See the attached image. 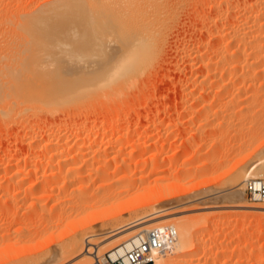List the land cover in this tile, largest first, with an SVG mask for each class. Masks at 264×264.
I'll list each match as a JSON object with an SVG mask.
<instances>
[{"label": "bare ground", "instance_id": "6f19581e", "mask_svg": "<svg viewBox=\"0 0 264 264\" xmlns=\"http://www.w3.org/2000/svg\"><path fill=\"white\" fill-rule=\"evenodd\" d=\"M47 1H48V3H46V5H45L46 7L50 3L49 0H45V2H47ZM52 1L53 0H51V2ZM57 1H60V0H57ZM81 1L83 2V0H81ZM86 1L90 2V0H86ZM95 1H97V3L100 4L102 12L105 11L104 16H102V14L98 15L104 20L103 21V20H101V18H99L100 19L99 22L102 21L101 23H99L100 25L98 24L97 20H95L97 23L92 21L93 19H97L95 17L92 18L93 13H95V11L93 12L94 9L92 11H90L92 8H94V6L96 7V5H94V6L91 5L92 8L89 11L93 12V13H92L91 18H90L88 15H86L87 14L85 12L86 10L83 8L84 4L80 2L81 3V5H80L79 0H67V1H65V5H63L64 1L63 2L60 1L59 3L54 1L53 4L57 3L58 5H61V6L63 5L62 6L63 8L61 6H60V8L57 6L55 9V7L53 6L54 7V10H53V8L50 6L51 10H53V11H50V10L48 11L47 8H49V7H47V8L44 7L43 9L44 10L47 9V10L45 12H41L43 10L42 6H41L42 10L37 8L33 12L30 11L29 14L25 13L24 16L21 15L23 19H22V22L18 23L17 27L14 24V26L19 31H22L25 33L35 32L34 34L39 33L40 35L39 34L38 35L42 36L43 40L49 41L50 43L54 42L55 40L60 41V40H64V39L65 40L66 39L79 40L80 38H78L79 36L76 37V33H77V35L79 33L82 34V36L84 35L83 36L84 38L82 37L81 40L76 41L72 50H69L70 47H69V49L65 48L69 52L66 54H61L60 57H58L56 59V61H58V66H57V69L54 73L49 74L46 72V70H44L46 73L45 72L39 73L41 69L35 70V68L37 66L36 61H35L36 65L33 66L32 69L35 70L36 72L39 71L37 73L42 74L41 76L39 74H37L39 77H41V78L38 77L39 78L38 82L41 81V84H37V86H35V87L34 86L32 87L33 84L32 85L30 84L31 87L27 86V85H29V83L28 84L25 83V82H27L26 79L25 78H24L25 80L21 79L25 76L26 72L27 73L29 72L28 73L29 77H31L30 75H32L33 71L32 70L30 71V68L29 69L27 68V66H29L31 64H29V65L26 64L27 66L25 67L24 63H22V65L20 64L21 66H19L18 69L15 68L13 70V68H14L13 67L10 70V68L7 69V67H9L10 65L7 64L8 66L6 65L7 66L6 67L2 63V60L0 59V74L5 72V73H3V75L8 77V74H9L10 75L9 77L11 78V79L7 78L6 82L4 80H1L4 83H2L0 81L1 82L0 83V104L2 103L1 101H3L4 98H10V99L12 98L13 99L12 102L9 101L8 103L0 105V114L3 117V120L12 121L14 119L15 120L19 119L17 117H18V115H21L22 112H21V114L19 113L17 115L16 113L19 110H16L15 106H17V105L19 106V104L21 106L23 104H26L29 101H32V100L34 102L36 101L35 104H37V105H38L37 101L42 102L41 105H43L45 107V109L49 110L51 113L54 114V111L56 112V110H55L56 106H58V105L60 106L64 102H67L70 100L71 101L74 100V102H75V101H78V99H80L81 102L79 101V104L84 103V102H82L81 98H85L84 94H86V90L89 87L90 88L91 87H93V88L99 87L100 89L103 88V91H104V88L105 89L107 88L106 91H104L105 92V98L108 97V94L116 95L118 93V91L122 90L124 87H127V86L135 87V85L138 83V82H136L138 80L137 76L141 75V73L144 71L145 67L150 62H152L151 60L153 58H155L154 54L155 55L158 54L155 52H157L159 49H157V51H156L155 48H153V47L149 48L148 45H152V43L154 42L155 39L154 40H151V39L154 38L155 36L158 39L161 38L160 35L162 36L163 33L161 34V32H160L161 30H159V27H161L163 19H166L167 17L169 18V16H172V15L167 16L168 15L167 10L169 8L168 3L170 0H95ZM40 2H42V1L40 0ZM93 2L94 1L92 0V2H90V4H93ZM197 2L199 4V6H201L200 8L209 7L213 12H211L212 14L207 15V16L206 15L204 16V14H203L204 12L203 13L201 12L200 16L198 17L199 20L201 21V27H200L199 31L201 33H206V34L209 33V38L202 40L198 44V46H197L198 48L196 51H194V53L192 54L193 55L192 57H190L191 53L187 55V57H189L192 61H196V60L198 61L200 59V61H198V62H200L199 65H200V68L202 69L201 74L203 72L204 73L202 75L203 79H200L199 84H201V85L199 86V84H197V86L201 87V88L203 86L202 90H201V88H199V89L204 93L206 91V93H205L206 96L207 95L209 96L208 98L206 96H203L205 102H204V100H201L202 102H204V104H201L202 102L200 103L201 106L202 105L203 106L201 109H199L201 111L196 112V114H198V115L200 114V115H202V117H206V118H208L209 116H213L215 119V117H218L219 114L222 113V115H223L224 113H226L230 109V105H231V107L235 106V108H236V107H238L237 105H240L239 103L242 102L243 100L247 101V103L249 104V107L254 106L253 103H255V105L257 106L258 103L256 104V102H259V100L261 98L264 101V0H198ZM19 3L21 4V2H19ZM60 3H63V4H60ZM90 4H86V5H90ZM88 8H89V6H88ZM2 9H4V8H2ZM58 9L59 10L61 9L60 11L62 13ZM55 10H57V12ZM83 10H85V11H83ZM1 11H3V10H1ZM8 11H9V9H8ZM40 12L44 13V14L40 15ZM50 13H51L52 17L50 16ZM110 13L115 14V16L113 18V16L110 15V16H112L111 20H110V18H108L107 19L108 22H107L105 19L109 16H106V15L110 14ZM148 13L150 14V16H152V19H150L151 17L149 19L146 18L147 17L146 15H149ZM45 14L46 15L48 14L50 16V18L48 17V15L46 17ZM123 14L125 16L127 15L125 18L127 21L119 18V16L120 15L122 16ZM96 15L94 14L93 16H96ZM139 15H142V16H140L142 18H140ZM105 16H106V18H105ZM116 16H117V19H115ZM143 16H146L145 17L146 21L143 18ZM6 19H7V17H6ZM53 19H56V20H53ZM7 20H1V21L3 22V21H7ZM2 22H0V23H2ZM164 22H165V20H164ZM4 23H6V22H4ZM6 25H5V28L8 29L9 25H8V27H6ZM11 25H13V24H11ZM1 26L3 27V30H5L4 26L3 25H1ZM14 26H12V27H14ZM10 28H11V26H10ZM10 28L8 29L9 30L8 34L11 33L10 31L12 29H13V32L14 31L16 32V30H15L16 28H12L11 30H10ZM8 30H7V32H8ZM114 30L116 32H114ZM111 31L114 34H117L114 37L115 39L112 38V36L114 34H112ZM158 31L160 32L159 33L160 35H158ZM105 32H107L106 34H108V33L111 34L110 35L112 38V39L110 38L111 41L108 38H106ZM0 33H2V30ZM32 34H30V36ZM108 35H107V37H108ZM117 37H120V40H116ZM157 38H156V40H157ZM162 38H163V36H162ZM107 39L109 40V43H107V41H108ZM117 39H119V38H117ZM71 40H69V41H71ZM161 40L162 39H160V41ZM149 41H153V42L149 43ZM72 42H74V40H72ZM156 42H158V40ZM156 42H154L153 44H154V46L156 45L158 47L160 42L155 44ZM106 43L108 44L107 47H106ZM14 44H15V42H14ZM95 44H98V46L102 45L101 49L99 48L101 51L98 50L99 51L98 53L101 52L100 53L101 55L99 56L101 60L97 59L98 61H96V59H95L94 61H96L95 62L96 64H91V63L89 64L88 62H90L91 59H89V60L87 59L88 61H85L84 65H74V62L77 64L78 62H76V61L78 59L82 58V57L79 58L78 56H82L85 53L88 54L89 49L95 48V47H93V45H95ZM162 44H164V43H162ZM56 45H58V43ZM59 45H62V44H59ZM160 46H159V48H160ZM13 47L14 46H12V48ZM42 47H43V45H42ZM8 50H10V49H8ZM62 50H64V49H62ZM3 51H4V49H3ZM34 52H32V53H34ZM93 53H95V52L90 51L91 55ZM37 55H39V54H37ZM37 55H36V57H37ZM46 56H49V54ZM77 57H78V59H77ZM99 57H97V58H99ZM32 58H30V59H32ZM37 58H36V60H37ZM40 58L42 59V57H40ZM40 58H38V59H40ZM17 59H18V57H17ZM6 60H8V58ZM25 60H26V58H25ZM26 61H28V60H26ZM48 61H49V59H48ZM80 61H81V59H80ZM3 62L6 63L5 61H3ZM8 62L9 61H7V63ZM40 62H38V63H40ZM92 62H93V59H92ZM51 63H53V62H51ZM80 63H82V62H80ZM55 65H57V64H55ZM13 66H14V64H13ZM16 67H17V64H16ZM36 72H34L32 76L37 77V75H35ZM42 72H43V70H42ZM199 74H200V72H199ZM43 75L45 77H43ZM144 75H145V73H144ZM26 77H28V76H26ZM17 79H19V80L21 79L22 81L20 80L18 82ZM34 79H37V78L34 77ZM55 79H57V82L55 81ZM11 80L16 81L17 84H16V82L12 83ZM143 81H144V79H143ZM20 82L22 83V85L24 84V87L20 84L18 85V83H20ZM33 83L35 84V82H33ZM146 84H149V83L146 82ZM141 86H142V83H141ZM195 87L196 86H194V88ZM198 87H196V88H198ZM93 88L90 91L91 94L93 92ZM183 88L184 89L181 88V90H183V93H185V95H186V93L188 94V95H186L185 99L188 96L187 99L191 98V100H193L192 101L193 105H192V103H189V102H188L189 104H186L187 101H186V103L184 102V104H183L184 106L182 105L183 106L182 112L186 111L185 113H187V111L191 112V110L196 108L194 106V104H195L194 100L195 99L193 98L195 96L194 92H196V89H194L195 91L190 90V89L188 90L186 85ZM108 89L110 91H108ZM88 90H90V89H88ZM98 90L97 91L94 90V91L96 93L99 91L101 92V90H99V91ZM149 90H151V89H149ZM123 93L125 94L124 91H123ZM101 94H102V92H101ZM101 94L99 97H101L103 95V94L102 95ZM193 94H194V96H193ZM119 95H120V93H119ZM201 95H202V93L200 94V97H201ZM96 96L97 95H95L93 93V96L91 95V98L93 97V100H94V97L97 99L98 96L97 97ZM88 98L90 99L89 101L92 102L90 96H88L87 99ZM101 99H103V98H101ZM113 99H115V98L113 97ZM197 99L198 98L196 97V101H197ZM206 99H208V100H206ZM103 100H106V99H103ZM191 100H188V101H191ZM86 102L88 103V100ZM110 102H111V100H110ZM105 103L106 102H104V104ZM29 104H31V103L29 102ZM66 104H69V103L67 102ZM26 105H28V104H26ZM31 105L33 106L34 104H31ZM74 105L75 104L73 103V106ZM136 106H138V104ZM25 107L27 109L28 106H25ZM36 107H41V106L39 105ZM70 107H72V106H70ZM98 107H99V105H98ZM107 107L108 106H106L105 108H107ZM14 108H15V110H14ZM66 108H68V107H66ZM86 108H87V105H86ZM198 108L199 107H197V110H198ZM31 109H32V107H31ZM21 110L25 111V110H23V108ZM116 110L117 109H115V111ZM130 110L131 109H129V111ZM147 110H148V107H147ZM208 110L210 112H207ZM238 110H240V109H238ZM28 111H25V112H28ZM193 111H195V110H193ZM99 112H101V111H99ZM42 113H43V111H42ZM83 113H84V111H83ZM89 113H91V112H89ZM126 113H129V112H126ZM209 113L211 115H209ZM38 114L41 115L40 113H38ZM38 114H36V115H38ZM44 114H45V112L43 113V115ZM46 114L49 117L50 113L49 114L46 113ZM99 114H101V115L100 116L96 115V114H95V116L93 115L94 116L93 119L92 120L89 119L90 121H87V122H83V121L81 122L80 120H77V122L80 121L82 124H78L75 121H71L68 124L65 123L64 125L57 127V126H54L53 125L54 122L51 121L52 125L47 122L50 126L49 125H48V127H47V125L43 126V127L46 126V128L40 129L39 127L38 128L30 127V129H28V131L24 133L25 135H28V138L26 136L27 139L25 141H23L24 145L22 144L23 145L22 147H17L14 150H12V148L10 147L12 150L11 151L12 153H7L6 155H2L3 157H0V242L1 241H3V242L7 241L8 242V240L12 239L13 234L16 233L17 230L21 231L23 227L21 228V226L19 227V225H25L26 226L27 223H28V225L30 223L32 226V224L35 225L38 223V225L41 224V226L44 225V226H47L48 228L52 229V227L56 228V226L59 227L61 224L74 223V224L78 225V226H76V229L74 228L75 226L71 227V228H74L75 230L69 229L68 230V231H70L69 233L65 232V233H67V235L64 234L65 235L64 238L62 240H60L58 243L56 242L57 245L55 243H52L53 245L54 244L56 245V246H54L55 248L54 249L52 248V251L50 250L48 252L49 254L47 253L48 255H46V256L48 258H46V260H44L43 263L41 262L40 264H64L67 260L74 258V257L76 258V257L81 256V255H85L88 259L86 258V260H83V261L80 260L79 263H75V264H93L95 259H96V256H99L98 255L99 253H100V255H102V252L109 250V247L111 248V246H112V248H114V247H116L122 243L128 242V240L133 238L129 234L131 237L126 236L125 237L126 239L125 238L119 239L120 241L117 240L116 243H114V244L112 243L110 246H106L108 248L103 247V248L97 249V247L100 245V243H104L108 238L114 236L118 232H121L124 230L130 231L131 229L137 230L138 228H143L144 223H147L149 220L151 221L152 219H153L152 221H154L157 218V216L160 215L159 217H161L162 213L164 214V216L165 215H168V216L172 215L173 216L174 213L178 214L180 212L179 210H181V209H179V206H171L169 202H167L166 204H163V208H162V201H166L169 199L176 200L177 197L179 199L181 196L186 195V193L189 194V192L193 191L194 188H190V187L185 188L184 187V185L187 183V181L184 182V184L182 182L183 187L181 186V182H180L178 184H172V185H175L173 187H170L172 185H169V188H167L168 186L165 188L162 187L161 188L162 190L160 188L158 190L152 189L153 191H151L150 193L147 190L148 194H147V192H145V194L142 193L141 194L142 196H140L137 201H133V202L128 201L127 202L128 206L126 207L128 209H126V210H128L130 213L135 212V213H133L135 217L133 216L134 218L132 217L124 223H122L121 221L118 222V220H120V218L123 215V211H126V210H124L125 209L124 206H122V208H124V209H121V208L113 209L114 208L113 203L115 204V202H113V201L111 202L110 200H114L113 198H114L115 194H117V196H119L122 193L126 192V190L129 189L130 187L132 188L133 184H135L134 187H137L136 183L138 180H139L138 183L142 182V181L145 182L146 180L144 178H147L150 176H152V177L154 176L156 180L157 179L160 180L163 175L159 176V178H157L155 175L158 176L162 172L165 171L166 166H163V165H166L168 162L169 163L172 162L173 160H171L170 158H173V157L178 158V156H179L178 153L175 156L173 155L174 151H176L175 149L173 150V148L175 147L176 144L178 145L179 143H182L184 141V139L183 140L181 139L182 135L180 136V134H181L180 132L182 131L181 129L186 128L187 124H190V122L193 124V122L196 121V120L194 121L195 116L193 117V116L189 115L190 117L187 116L188 118H186V120L184 119V121H179V122L176 120L177 121V122L175 121L176 123H170L169 121L166 122L167 121L166 120L164 123L165 124L164 127L166 128L165 131L168 132L166 135L161 134V133H163L161 131H160V133L157 132V130L159 131V129H158V127L156 128V125H159L158 123H160V122L153 121V123L151 124L153 126H151V127L153 129H154V127L157 129L156 130L157 133L153 132V130L151 129L153 133H156L155 138H153L152 136L154 134H152V133L146 134L144 131H143L144 133L141 132L142 131L141 128H143L146 125L143 122L140 123L139 121L138 122L136 121L131 126V124L129 122L130 120H123L122 118H120L122 116L118 117L116 115V117H115V116L110 115V117H111L110 118L109 117V108L105 109V112L99 113ZM81 115H83V114H81ZM182 115H183V113H182ZM198 115H196V116H198ZM200 115H199V117H200ZM207 115H209V116H207ZM238 115H239V113H238ZM65 116H67V115H65ZM78 116H80V115H78ZM28 117H30V116H28ZM4 118H6V119H4ZM109 118H110V120H109ZM29 119L33 121V119H31V118H29ZM36 119L39 120V117H37ZM3 120H1V118H0V121H2V123H3ZM26 120H24V121H26ZM51 120H53V119H51ZM67 120L69 121L68 118H67ZM19 121H20V119H19ZM44 121L46 122V120H44ZM21 122L24 123L22 120H21ZM203 122L204 121H202V123ZM6 123H8V121ZM219 123H221V122H219ZM10 124L12 125L11 122H10ZM14 124H16V123L14 122ZM39 124L42 125L43 124L42 121ZM39 124H38V126H40ZM44 124H46V123H44ZM59 124H63V123H59ZM199 124L200 123H198L195 126H198ZM17 125H19V124H17ZM172 126H174V128L176 127V129L178 130V133L175 132V134L177 133L176 135L175 134L173 135L172 134L173 131L171 129H169ZM5 127H8V124H7V126L5 125ZM5 127H3V128H5ZM12 127L14 128V125H12ZM23 127H25V126L23 125ZM126 127H127V129H129V130L132 129L135 132L132 133L133 131L130 130V131H125V132L120 133L119 130L126 128ZM189 127H190V125H189ZM208 127H210V125ZM193 128H196V127H193ZM198 128H200V126H198L197 129H194V130H196V131H194V133L197 132L203 138L206 137L207 133H205V129H204V131H202L204 133H202L201 129L198 130ZM205 128H206V126H205ZM6 129L7 128H5V130ZM18 129H20V128H18ZM140 129H141V131H140ZM208 129L209 128L206 129V132H208ZM124 130H126V129H123V131ZM168 130H171L172 132H170ZM10 131L11 130H9V132ZM4 132H3V135H4ZM13 132L11 131V133H13ZM7 134H9V133L7 132ZM15 134H16V132H15ZM24 134H23V136H24ZM193 135H195V134H193ZM210 135H207V140L205 138V140L208 143V144L203 143V145H205V147L202 145V142H205L204 139H202L203 141H201V144L199 145V146L202 145L204 148V149L202 147H201V149L199 148L200 153L203 151L202 154L204 153L207 156L214 154V152L212 153L211 151L213 150V145H212V144H214L213 140L216 137L214 139L212 138L211 140L210 139L208 140ZM0 136H1V132H0ZM171 136H173V137L175 136L173 141L171 140L172 139ZM190 136L187 135L186 136L187 138H185V139L186 140L190 139V138H188ZM260 136H262V135H260ZM17 137H18L17 139H19V136H17ZM12 138L15 139L14 137H12ZM21 138L23 139V137H21ZM200 138H198V139L200 140ZM220 138H222V137H220ZM263 138H264V134H263ZM169 139L171 142L169 141L170 143H168V145L170 146V147H168V149L169 148L170 149L169 150L166 149L167 153H168V154L166 153V155H168V156H164L165 150L163 151V149L166 147ZM181 140H182V142H181ZM194 140H196V139H194ZM15 141H17V140H15ZM20 143H19V145L21 146ZM192 144H193V142H192ZM196 144H198V142ZM9 145L12 146L11 144H8V145L6 144V146H8V148H7L8 150L10 149ZM116 145L119 146V147L117 146L119 148V150H118V148L115 150H117L121 153H123L122 152L123 150L122 151H120V150L123 148L125 149L126 146H128V147L130 146L132 148L131 149H130V147L128 148L129 151L127 150L126 151L127 153L125 152L126 153L125 157H123L124 154L123 155L120 154V155H122V157H121L118 155V152H113L111 150ZM256 147H258V146H256ZM150 149H154L155 151L152 150L154 153L152 151H151V153H149ZM195 149L197 150L198 148H195ZM195 149H192V150H195ZM224 149H225V147H224ZM110 150L112 151V153H114V154H112V156H110V154H111ZM215 150L218 151L217 148ZM162 151L164 153L163 155H162ZM8 152H10V151H8ZM146 153L149 157L143 156ZM148 153L152 154V155H149ZM169 153L171 156L169 155ZM192 154H194V153H189L188 157ZM197 154H198V152H197ZM197 154H196L197 158H192V156H191V158L189 157L188 159L189 160L190 159H198L200 156L198 157L199 154L198 155ZM202 154H200V155H202ZM252 154H253V152H252ZM194 156H195V154H194ZM245 157H246V155H245ZM238 158H240L239 160H241L242 157H238ZM247 158H249V156H247ZM203 160H205V159H203ZM209 160H211V157ZM243 160L236 162V163L240 164L239 168L241 169V171H239L238 165H236L237 167L234 165L238 169V171H237L238 173L235 172L236 171L235 168L230 167V168L234 169V170L233 169L231 170L233 172V174L230 173L231 175H234V176L231 178L232 179L231 182H230V180H229V182L233 186L236 185L239 189L242 188L241 187L242 181L245 182V180L248 179V177H255V178L264 177V156L261 158L259 157V159L257 161L254 160L255 162H251V164H250V162H249V164H247L246 159L244 161ZM194 162H196V161H194ZM164 163H166V164H164ZM206 166H207V164H206ZM196 168H198V167H196ZM230 168H228V169L230 170ZM166 170H169V169L167 168ZM228 172H230V171H228ZM234 172H235V174H234ZM205 174L206 173H204V176H205ZM227 174H229V173H227ZM230 174L225 175V176L229 177ZM198 175H197V177H198ZM207 176H209V175H207ZM225 176L222 175V178ZM215 178H214V180H212L215 182V184H216V182L218 183V182L222 181V180H219L221 177L218 179L217 178L215 179ZM211 179H210V181H211ZM210 181L208 182L209 184H210ZM199 183H200V181H199ZM201 183H204V182H201ZM205 183L204 184L207 185V182H205ZM204 184L202 185L203 186L202 188L206 187ZM195 189H198V188H195ZM115 199H116V197H115ZM118 200H120V199H118ZM108 201H110V202L108 203ZM178 201H180V200H177L174 203H178ZM106 202L108 203V205L109 204H112V205L105 207L104 205ZM125 203H123V205H125ZM160 203H161V208H162V209H160V211L155 209L157 211H155L154 213H151L152 208L151 209L146 208V206L147 207L148 206L151 207L154 205L158 206ZM102 205L104 207H102ZM99 206H101V207L99 208ZM20 207L21 208L23 207L22 210H19V209H21ZM139 207L140 208L142 207L143 209L145 207L146 208V210L144 209L145 211H147L149 209V211H147V212H149V214L146 215L145 213H139L137 216L136 211H138V209H140ZM159 207H157V208H159ZM101 208H102V210H99V211L97 210V209H101ZM103 208H104V210H103ZM176 209H178V212ZM95 210H97V212H99V214L96 213ZM115 210H119V211L115 213L114 212ZM141 210H139V211H141ZM175 210H176V212H175ZM255 210H256L255 208L250 209V211H248L246 216L247 215H248V217L249 216H252V217L264 216V208H261L260 212H255ZM256 211H258V210H256ZM124 215H125V213H124ZM211 216H212V214H211ZM159 217H158V219L160 220ZM173 218H174V216H173ZM208 220H210V219H208ZM94 221H98L99 225L97 227L96 226H94V227H96V228L99 227V229H94V227H93ZM114 221H117L116 223L118 225L114 226V228H113V226L110 225L111 227L108 228L109 224H107V223L111 222V224H112V222H114ZM218 221L220 224L221 223L220 220H218ZM16 222H18L17 226L19 228L16 226L17 227L16 231L9 232L8 230L10 229L11 225L13 226V223H16ZM204 222L205 221L202 222L200 220V218H198L197 216L192 215V217L191 216L187 217V218L183 217L182 219L179 218V219L175 220L173 224H169V225H172L177 230L176 241H175V243L171 249L163 251V253H156L154 255L152 264H250V263H252L251 259H250L249 263H246V262H248V260H246L247 258L245 256L243 257L244 253L247 252L248 256H254L255 253H258V251H260V253H261L262 252L261 250L264 248L262 246V249L261 248H260V250L256 249V250H258V251H256L253 248L254 245L251 246L250 244H247V242H248L247 241V242H245V245H237L236 248L230 249V244L232 242L234 243V240L237 239L236 237L238 235L237 234L236 235L235 234L228 235L227 234L228 231L225 234V232H223V231L214 232L215 230L213 229L214 231L213 232L211 231L212 233L206 234V236H207L206 238H205V236L198 234V233H196L197 235L195 236V234H193L194 229H196L197 226L204 225L203 224ZM207 222H211V221H207ZM105 224L107 225V228L105 227ZM209 224L212 225V222ZM217 225L218 224H216L215 226H217ZM221 225H219V228ZM70 226H73V225H69L68 228H70ZM149 226H150V223H149ZM206 226H207V223H206ZM62 227H63V225H62ZM144 227H145V225H144ZM77 228H78V230H80V228H81V230L76 231ZM210 228H211V226H210ZM247 228H248V226H247ZM150 229L151 228H147L146 230H143V231L146 232V231H149ZM248 229L246 231H248ZM219 230H221V229H219ZM19 231H17V232H19ZM242 231H244V230H242ZM259 232H261V230ZM49 235H48V237H49ZM199 235H201L203 237H200ZM240 235L242 237H244L243 236L244 234L243 235L240 234ZM134 236H135V234H134ZM29 238H30V236H29ZM50 238H51V236H50ZM19 239H22V238L18 237V241H19ZM48 240H50V239H48ZM248 240H250V239H248ZM252 240H253V238H252ZM27 241H28V239H27ZM55 241H57V240H55ZM49 242H48V244H49ZM16 244H19V242ZM238 244H239V242H238ZM8 245H9L8 246L9 251H10L11 247L15 246L14 243L13 244L8 243ZM45 245H46V243H45ZM261 245H264V244L262 243ZM46 247H48V245ZM7 249H4L3 251H5ZM21 250H23V249H21ZM92 250H94V252ZM233 252L235 254L237 253V256L233 255ZM248 252H249V254H248ZM0 254H2V257H4L3 252L0 251ZM261 254H263V252ZM232 255L235 256V259H232V257H233ZM175 256H179V257L178 258H172ZM262 257L259 258L260 260L257 258L259 264H264V254ZM244 258H246V259H244ZM11 259H13V258H11ZM5 260H6V258H5ZM1 261L2 260H0V264H8V262L7 263H1ZM21 264H22V262H21ZM252 264H258V263L255 262Z\"/></svg>", "mask_w": 264, "mask_h": 264}, {"label": "rangeland", "instance_id": "374dc122", "mask_svg": "<svg viewBox=\"0 0 264 264\" xmlns=\"http://www.w3.org/2000/svg\"><path fill=\"white\" fill-rule=\"evenodd\" d=\"M42 2H40V0H0V22H2L1 20H7V21H3L2 23H0V28L2 27L1 25H3L4 26V28H5V25H6V27H8V25H9V27H8V29L10 28V26H11V28H10V30L12 29V28H16L17 27V25H18V23L19 22H22V16H24L25 15V13L26 14H29L30 13V11L31 12H33L34 10H36L37 8H39V9H41V6H42V9L44 8V7H46L45 5H46V3H48V1L47 2H45V0H41ZM50 1V3H49V5L47 6V7H49V8H47L48 9V11L50 10V11H53L54 10V7H55V9H56V7L58 6L59 8H60V6L61 5H58L57 3H59L60 1L61 2H63L64 1V4L63 3H60V4H63V5H65V1H67V0H60V1H57V0H53L52 2H51V0H49ZM54 1H56L57 3H55V4H53V2ZM94 2H93V4H90V2H92V0H90V2L88 1H86V0H83V2L81 1V0H79V4L81 5V3H83L82 5H83V8L86 10H83V11H85L87 14L86 15H88L90 18H91V15H92V13L95 11V13H93V15L95 14H97L96 16H93L92 15V18L93 17H95V18H97V19H93L92 21H94V22H96L95 20H97V22H98V24L99 23H101L102 21H100L99 22V18H101L100 16H98V15H101L102 14V16H104V13H105V11L104 12H102V10H101V6H100V4H98L97 3V1H95V0H93ZM198 0H170L169 1V3H168V10H167V16H169V15H172V16H169V18L167 19H163V21H162V24H161V27H159V30H161L160 32H161V34H162V36H163V38H162V36L159 34L160 32L158 31V35H160V37L161 38H157L156 36L154 37V38H152L151 40H154V42H156L157 40H158V42H156L155 44H157V43H159V46H160V48H159V46L157 47L156 45L154 46V42L153 41H149V43H151V42H153L152 43V45H148L149 46V48H155L156 49V51H157V49H159L157 52H155V53H158L157 55H155L154 54V57L155 58H153L151 61L152 62H150L146 67H145V69H144V71L141 73V75H138L137 76V81L136 82H138L136 85H135V87H132V86H127V87H124L122 90H120V91H118V93L116 94V95H112V94H108V97L107 98H105V92L104 91H106V89L104 88V91H103V88H99V87H89V88H87V90H86V94H84V96H85V98H81L82 99V102H84V103H80L79 104V101L81 102V100L80 99H78V101H75L74 102V100L73 101H67L69 104H66L67 102H64V103H62L60 106L58 105V106H56V108H55V110H56V112L54 111V114L53 113H51L49 110H47V109H45V107L43 106V105H41V103L42 102H40V101H37V103H38V105L37 104H35V102L32 100V101H29L31 104H34L33 106L31 105V104H29V102H27L26 104H28V105H26V104H23V105H21L20 106V104H19V106L17 105V106H15V108H16V110H19V111H17V115L20 113L21 114V112H22V116L21 115H18V117L17 118H19L20 119V121H19V119H17V120H12V121H10V120H3V117H2V115L0 114V118H1V120H3V123H2V121H0V132H1V136H0V157H3L2 155H6L7 153H12L11 151L12 150H14L15 148H17V147H22L23 145H24V142L23 141H25L27 138H28V135H25L24 133L25 132H27L28 131V129H30V127H32V128H34V127H36V128H40V129H42V128H46V126L45 127H43L44 125H47V127H48V125L49 124H51L52 125V122H54L53 123V125L54 126H57V127H60V126H62V125H64L65 123L66 124H68L69 122H71V121H75V122H77V120H80L81 122L83 121V122H87V121H90L89 119H93V117L95 116V114L96 115H101V114H99V113H103V112H105V109H108L109 108V117H110V115L111 116H115L116 117V115L118 116V117H120V116H122V117H120V118H122L123 120H130L129 122H130V124H131V126L137 121H139L140 123L141 122H143L144 124H146L143 128H141L142 129V131H141V129H140V131L142 132V133H152V134H154L152 137L153 138H155V134L157 133V132H159L160 133V131L161 132H163V133H161V134H167L168 132L167 131H165V121L166 122H170V123H176L177 121L179 122V121H184V119L186 120V118H188V117H190V116H195L194 117V121L195 122H193V124L190 122V124H187V126H186V128H182L181 130V134H180V136L182 135V137H181V139L183 140L184 139V141L182 142V140H181V142L182 143H179L178 145L176 144L175 145V147L173 148V150L175 149L176 151H174V153H173V155L175 156L177 153H178V158H176V157H173V158H170L171 160H173L172 162H166V163H164V164H166V165H163V166H166V169L168 168L169 170H166L165 169V173L164 172H162L160 175H155L157 178H159V176H162V178L159 180V179H155V177L153 176H150V177H147V178H144L145 180V182H139L138 183V181H137V187H134V185L135 184H133L132 185V188L130 187L129 189H127L126 190V192H124V193H122L121 195H119V196H117V194H115L114 195V200H110L111 202L113 201V202H115V204L113 203V206H114V208L113 209H119V208H121V209H124V210H126V209H128V208H126L127 206H128V204H127V202L129 201V202H133V201H137L138 200V198L140 197V196H142L141 194L143 193V194H145V192H147V190H148V192L150 193L151 191H153L152 189H161L162 187H167V188H169V185H172V184H178V183H180L181 182V186L184 184V182H186L187 181V183L189 184H185L184 185V187L186 188H194V190L193 191H191V192H189V194H187L186 193V195H184V196H181L179 199H178V197H177V199L176 200H174V199H169V200H166V201H162V208H163V204H166L167 202H169L170 203V205L171 206H179V209H181V210H179L180 212L178 213V214H176V213H174L173 214V216H174V218H173V216L172 215H165L164 216V214L162 213V215H161V217H159V216H157V218L154 220V221H148L147 223H144V225H145V227H144V225H143V228H138L137 230H135V229H131L130 231L129 230H124V231H121V232H118L117 234H115L114 236H112V237H110V238H108L104 243H100V245L97 247V249H100V248H105L106 246H110L112 243L114 244V243H116V241L117 240H119V239H124L126 236H128V237H134V234L136 235V234H138V232H141V231H143V230H146L147 228H153V227H158V226H163V224H173L174 223V221L175 220H177V219H182L183 217L184 218H187V217H192V215L193 216H197L198 218H200V220L203 222V221H205L203 224L204 225H202V226H197L196 227V229H194V233L193 234H195V236L197 235L196 233H198V234H201V235H203V236H205V238L207 237L206 236V234L207 233H212L214 230V232H221V231H223V232H225V234L227 233V231H228V235H233V234H237L238 236L236 237L237 239H235L234 240V243L232 242L231 244H230V249H233V248H236L237 247V245H245V242H247V244H250L251 246H253V248H254V250H256V249H258V250H260V248L262 249V246L264 247V245H261L262 243L264 244V216H260V217H258V216H254V217H252V216H249L248 217V215L246 216V214L248 213V211H250V209H256V210H258V211H256L255 210V212H260V210H261V208H264V202H255V201H250L248 198H247V195H246V192H245V182H243L242 181V188L241 189H239L236 185H231V178L234 176V175H231L230 173H232L233 174V172L231 171L233 168H235V172H237L238 171V169H239V171H241V169L239 168V163H236L237 161L239 162V161H241V160H243L244 158L248 161H246V163L247 164H249V162H250V164H251V162H255V161H257L258 159H259V157L261 158V157H263L264 156V138H263V134H264V101L262 100V98L259 100V102H256V104H257V106L255 105V103H253L254 104V106H252V107H249V104L247 103V101L246 100H243L242 102H240L239 104L240 105H237L238 107H236L235 108V106L234 107H231V105H230V109L226 112V113H224L223 115H222V113L221 114H219L218 115V117H215V119H214V117L213 116H209V115H211L210 113H209V115H207V116H209L208 118H206V117H202V115H200V117H199V115L198 114H196V112H198V111H201V110H199V109H201L202 108V106H201V104H204V102H205V100H204V97L203 96H206V91H205V93L204 92H202L201 90H202V88H203V86H202V88L201 87H198L197 86V84H199L200 83V79H203V73L201 74V68H200V62H198V61H200V59L197 61H192L189 57H187V55L188 54H190L191 56L190 57H192L193 55V53H194V51H196L197 50V46H198V44L202 41V40H205V39H207V38H209V33H201L200 31H199V29H200V27H201V21L199 20V16H200V14H201V12L204 14V16L206 15H210V14H212L211 12H213L209 7H202V8H200L201 6H199V4H198V2H197ZM18 2V3H17ZM19 2H21V4L19 3ZM40 2V3H39ZM81 2V3H80ZM86 4H90V5H86ZM52 4V5H51ZM57 4V5H56ZM4 5V6H3ZM62 5V6H63ZM91 5H96V7L94 6V8H92V6ZM99 5V6H98ZM171 5V6H170ZM36 6V7H35ZM38 6V7H37ZM53 8V10H51V7ZM54 6V7H53ZM61 6V7H62ZM85 6V7H84ZM88 6H89V8H88ZM91 6V7H90ZM26 7V8H25ZM82 7V6H81ZM98 7V8H97ZM2 8H4V9H2ZM63 8V7H62ZM82 8V9H83ZM87 8V9H86ZM92 8V9H91ZM204 8V9H203ZM7 9V10H6ZM8 9H9V11H8ZM41 9V10H42ZM47 9H43L41 12H45ZM91 9V10H90ZM94 9V10H93ZM96 9V10H95ZM99 11H98V10ZM1 10H3V11H1ZM7 12H6V11ZM21 10V11H20ZM25 10V11H24ZM59 10V9H58ZM61 10V9H60ZM59 10V11H60ZM92 11L93 10V12H90V11ZM5 11V12H4ZM56 12H57V10H55ZM88 11V12H87ZM98 11V12H97ZM101 11V12H100ZM28 12V13H27ZM40 12V15H42V14H44V13H41ZM61 12V11H60ZM59 12V13H60ZM100 12V13H99ZM169 12V13H168ZM6 13V14H5ZM62 13V12H61ZM91 13V14H90ZM5 14V15H4ZM90 14V15H89ZM149 14V13H148ZM7 15V16H6ZM11 15V16H10ZM22 15V16H21ZM48 15V14H47ZM47 15L45 14V16L47 17ZM106 15V14H105ZM110 15H112L113 16V18H114V16H115V14H107L106 16H109V17H107L106 18V16H105V20L107 21V19L108 18H110V20H111V17L112 16H110ZM10 16V17H9ZM50 16H51V13H50ZM50 16L48 15V17L50 18ZM118 16V15H117ZM117 16H116V18L115 19H117ZM123 16V17H122ZM120 15L119 16V18L120 19H123V20H126L125 18H126V16L123 14V15ZM125 16V17H124ZM140 16H142V15H139V17ZM147 16V17H146ZM146 16H143V18L145 19V21H146V18L147 19H149L150 17V19H152V16H150V14L149 15H146ZM3 17V18H2ZM6 17H7V19H6ZM44 17V16H43ZM45 17V18H46ZM52 17V16H51ZM146 17V18H145ZM172 17V18H171ZM13 18V19H12ZM140 18H142V17H140ZM52 19V18H51ZM114 19V20H115ZM53 20H56V19H53ZM101 20H103L102 18H101ZM113 20V19H112ZM164 20H165V22H164ZM104 21V20H103ZM127 21V20H126ZM4 22H6V23H4ZM17 22V23H16ZM96 22V23H97ZM108 22V21H107ZM106 23V22H105ZM164 23V24H163ZM11 24H13V25H11ZM14 24L16 25V27L14 26ZM100 25V24H99ZM12 26H14V27H12ZM163 26V27H162ZM7 28H5V30H3V27L0 29V32H1V30H2V33H0V59L2 60V63L6 66L7 64L8 65H10L9 67H7V69L8 68H10V70L13 68V70L16 68V69H18L19 68V66H21L22 65V63H24V65H25V67L27 66V65H29V64H31V65H29V66H27V68L29 69L30 68V71L32 70L33 71V73L34 72H36L35 70H39V69H41L40 70V72L39 71H37V72H39V73H44L45 71L44 70H46V72L47 73H49V74H51V73H54L55 71H56V69H57V66H58V61H56V59L58 58V57H60V55L61 54H66V53H68L69 51L68 50H66V49H69V47H70V49L69 50H72L73 49V47H74V45H75V42L76 41H79V40H81L82 39V37L84 36H82V34H78L77 35V33H76V37L77 36H79L78 38H80L79 40H75V39H72V40H74V42H72V40L71 39H64V40H60V41H58V40H55L54 42H52V43H50L49 41H45V40H43L42 39V36H39L40 34L39 33H36V34H34L35 32H27V33H25V32H22V31H19L17 28L15 29L16 30V32L14 31L13 32V29L10 31L11 33L10 34H8L9 33V30H8ZM7 30H8V32H7ZM18 30V31H17ZM113 31V30H112ZM111 31V33L112 34H114L113 32ZM108 32V31H107ZM107 32H105V34L107 33ZM114 32H116L115 30H114ZM8 35H7V34ZM33 33V34H32ZM6 34V35H5ZM27 34V35H26ZM30 34H32L31 36H30ZM39 34V35H38ZM109 34V33H108ZM106 34V38H108L110 41H111V39L113 38V39H115L114 37H115V35H117V34H114L113 36H112V38H111V34ZM81 35V36H80ZM107 35H108V37H107ZM157 35V36H158ZM110 36V37H109ZM119 36V35H118ZM165 36V37H164ZM86 37V36H85ZM159 37V36H158ZM84 38V37H83ZM111 38V39H110ZM117 38H119V39H117ZM116 38V40H120V37H117ZM156 38H157V40H156ZM10 39V40H9ZM26 39V40H25ZM107 39V40H108ZM160 39H162L161 41H160ZM36 42H35V41ZM69 40H71V41H69ZM109 40L107 41V43H109ZM115 40V41H116ZM150 40V39H149ZM32 41V42H31ZM165 41V42H164ZM13 42V43H12ZM14 42H15V44H14ZM2 43V44H1ZM58 43V45H56V44ZM67 43V44H66ZM106 43V47L108 46V44ZM148 43V44H149ZM162 43H164V44H162ZM12 44V45H11ZM59 44H62V45H59ZM6 45V46H5ZM42 45H43V47H42ZM64 45V46H63ZM11 46V47H10ZM12 46H14L13 48H12ZM17 46V47H16ZM58 47V48H57ZM93 47H95L94 49H89V53L87 54V53H85V54H83L82 56H78L79 58L80 57H82V58H80L81 59V61H80V59H78V57H77V61L76 62H78L77 64L74 62V65H84L85 63V61H88L89 59H91L90 60V62H88L89 64L91 63V64H96L95 62L96 61H98L97 59H99V60H101L100 59V53H98L99 51H101L100 49H101V47H102V45L101 46H98V44H95V45H93ZM157 47V48H156ZM60 48V49H59ZM66 48V49H65ZM100 48V49H99ZM192 48V49H191ZM3 49H4V51H3ZM8 49H10V50H8ZM16 49V50H15ZM26 49V50H25ZM30 49V50H29ZM37 49V50H36ZM59 49V50H58ZM62 49H64V50H62ZM107 49V48H106ZM186 49V50H185ZM40 50V51H39ZM45 50V51H44ZM52 50V51H51ZM99 50V51H98ZM10 51V52H9ZM35 51V52H34ZM38 51V52H37ZM90 51L91 52H95V53H93L92 55L90 54ZM191 51V52H190ZM17 52V53H16ZM32 52H34V53H32ZM62 52V53H61ZM36 53V54H35ZM10 54V55H9ZM29 54V55H28ZM34 54V55H33ZM37 54H39V55H37ZM49 54V56H46V55H48ZM207 54V53H206ZM6 55V56H5ZM28 55V56H27ZM32 55V56H31ZM36 55H37V57L38 58H40V57H42V59L40 58V59H38L37 57H36ZM43 55V56H42ZM59 55V56H58ZM86 55V56H85ZM90 55V56H89ZM26 56V57H25ZM51 56V57H50ZM53 56V57H52ZM17 57H18V59H17ZM33 57V58H32ZM87 57V58H86ZM97 57H99V58H97ZM4 58V59H3ZM8 58V60H6ZM24 58V59H23ZM25 58H26V60H28V61H26L25 60ZM29 58V59H28ZM30 58H32V59H30ZM35 58V59H34ZM36 58H37V60H36ZM86 58V59H85ZM44 59V60H43ZM48 59H49V61H48ZM53 59V60H52ZM88 59V60H87ZM92 59H93V62H92ZM96 59V61H94ZM11 60V61H10ZM15 60V61H14ZM31 60V61H30ZM42 62H40V61ZM76 60V59H75ZM3 61H5L6 63H4ZM7 61H9L8 63H7ZM34 61V62H33ZM35 61H36V64H37V66H36V68H35V70H33L32 69V67L33 66H35L36 64H35ZM40 62V63H38V62ZM27 62V63H26ZM51 62H53V63H51ZM80 62H82V63H80ZM156 62V63H155ZM192 62V63H191ZM48 63V64H47ZM190 63V64H189ZM13 64H14V66H13ZM16 64H17V67H16ZM21 64V65H20ZM27 64V65H26ZM55 64H57V65H55ZM155 64V65H154ZM40 65V66H39ZM43 67H42V66ZM49 65V66H48ZM46 67V68H45ZM55 68V69H54ZM42 70H43V72H42ZM148 70V71H147ZM51 71V72H50ZM7 72V71H6ZM35 73V75H37V74H39V73ZM45 72V73H46ZM148 72V73H147ZM199 72H200V74H199ZM3 73H5V72H3ZM3 73L2 74H0V81L1 80H4L5 82L7 81V78L8 79H11L9 76V74H8V77H6V76H4L3 75ZM29 73V72H28ZM27 72L25 73V76L23 77V78H21L22 80L25 78L26 79V81L27 82H25V83H29V85H27V86H29V87H31L30 86V84L32 85V87L34 86H37V84H41V81L40 82H38V80H39V78H41V77H39L38 75H37V77L36 76H32L33 75V73H32V75H30L31 77H29V74H28ZM144 73H145V75H144ZM147 74V75H146ZM40 76L42 75V74H39ZM201 75V76H200ZM26 76H28V77H26ZM34 77L35 78H37V79H34ZM39 77V78H38ZM43 77H45L44 75H43ZM145 77V78H144ZM202 77V78H201ZM6 79V80H5ZM20 79V80H21ZM24 79V80H25ZM143 79H144V81H143ZM19 79H17V81L19 82L20 81ZM21 80V81H22ZM32 80V81H31ZM148 80V81H147ZM150 80V81H149ZM12 81V83L13 82H16V81H13V80H11ZM55 81L57 82V79H55ZM141 81V82H140ZM2 82V81H1ZM0 82V83H1ZM33 82H35V84L33 83ZM146 82L147 83H149V84H146ZM2 83H4V82H2ZM24 83V82H23ZM141 83H142V86H141ZM144 83V84H143ZM6 84V83H5ZM16 84H17V82H16ZM22 85V83L20 82V83H18V85ZM26 85V84H25ZM148 85V86H147ZM186 85L187 86V88H188V90L190 89V90H194V89H196V92H194V94H195V96H194V94H193V98L195 99L194 100V106L196 107H194L195 109H193V110H195V111H193V110H191V112L189 113L188 111H187V113H185L186 111H184V112H182L183 111V104H184V102L186 103V101H187V103L186 104H189V103H192V101L193 100H191V98L190 99H187L188 98V96H187V98L185 99V97H186V95H188L187 93H186V95H185V93H183V90H181V88L182 89H184L183 87ZM201 84H199V86H200ZM23 87H24V84L22 85ZM40 86V85H39ZM140 86V87H139ZM182 86V87H181ZM194 86H196V87H198V88H194ZM131 87V88H130ZM92 88H93V92H92V94H91V90H92ZM97 88V89H96ZM193 88V89H192ZM199 88H201V90L199 89ZM88 89H90V90H88ZM101 90V92H102V94H101V92L99 91V90ZM149 89H151V90H149ZM99 91V92H95V91ZM137 90V91H136ZM154 90V91H153ZM108 91H110L109 89H108ZM123 91L125 92V94L123 93ZM148 91V92H147ZM195 91V90H194ZM88 92V93H87ZM150 92V93H149ZM93 93L95 94V95H97L96 97H97V99L94 97V100H93V97L91 98V95L93 96ZM119 93H120V95H119ZM182 93V94H181ZM202 93V95H201V97H200V94ZM89 94V95H88ZM99 94V95H98ZM100 94L103 96H101V97H99L100 96ZM147 96H146V95ZM197 94V95H196ZM204 94V95H203ZM125 95V96H124ZM88 96H90V98H91V101L92 102H90L89 100V98L87 99V97ZM111 96V97H110ZM182 96V97H181ZM110 97V98H109ZM113 97L115 98V99H113ZM138 97V98H137ZM196 97L199 99H197V101H196ZM203 97V98H202ZM207 98L209 97L208 95L206 96ZM100 98V99H99ZM101 98H103V99H106V100H103V99H101ZM184 98V99H183ZM6 99V100H5ZM84 99V100H83ZM119 99V100H118ZM5 100V101H4ZM4 100L3 101H1L2 103L0 104V105H2V104H5V103H8L9 101L10 102H12L13 101V99L11 98H4ZM88 100V103L86 102ZM110 100H111V102H110ZM182 100V101H181ZM188 100H191V101H188ZM201 100H204V102H202ZM206 100H208V99H206ZM135 101V102H134ZM33 102V103H32ZM90 102V103H89ZM104 102H106L105 104H104ZM189 102V103H188ZM202 102V103H201ZM246 104H245V103ZM263 102V103H262ZM73 103L75 104L74 106H73ZM77 103V104H76ZM92 103V104H91ZM136 103V104H135ZM201 103V104H200ZM97 104V105H96ZM126 104V105H125ZM138 104V106H136ZM145 104V105H144ZM41 106V107H36V106ZM86 105H87V108H86ZM98 105H99V107H98ZM183 105V106H182ZM192 105H193V103H192ZM244 105V106H243ZM25 106H28L27 107V109L29 110H27L26 109V107ZM63 106V107H62ZM68 107V108H66V107ZM70 106H72V107H70ZM90 108H89V107ZM106 106H108L107 108H105ZM20 107V108H19ZM23 108V110H25V111H28V112H25V111H22L21 109ZM31 107H32V109H31ZM61 107V108H60ZM97 107V108H96ZM113 107V108H112ZM118 107V108H117ZM147 107H148V110H147ZM197 107H199L198 108V110H197ZM15 108H14V110H15ZM36 108V109H35ZM38 108V109H37ZM84 110H83V109ZM234 108V109H233ZM249 108V109H248ZM251 108V109H250ZM115 109H117L116 111H115ZM120 111H119V110ZM129 109H131L130 111H129ZM182 109V110H181ZM218 109V108H217ZM238 109H240V110H238ZM36 110V111H35ZM69 110V111H68ZM84 111V113H83V111ZM175 110V111H174ZM41 111V112H40ZM42 111H43V113L45 112V114L46 113H50V115H49V117L47 116V114L44 116L43 115V113H42ZM60 111V112H59ZM93 111V112H92ZM95 111V112H94ZM99 111H101V112H99ZM112 111V112H111ZM133 111V112H132ZM24 112V113H23ZM36 112V113H35ZM63 112V113H62ZM76 112V113H75ZM88 112V113H87ZM89 112H91V113H89ZM119 114H117V113ZM126 112H129V113H126ZM136 112V113H135ZM139 112V113H138ZM195 112V113H194ZM207 112H210L209 110L207 111ZM26 113V114H25ZM33 115H32V114ZM38 113H40L41 115H39ZM66 113V114H65ZM182 113H183V115H182ZM189 113V114H188ZM229 113V114H228ZM238 113H239V115H238ZM36 114H38V115H36ZM67 115V116H65V115ZM81 114H83V115H81ZM125 114V115H124ZM131 116H130V115ZM139 114V115H138ZM188 114V115H187ZM192 114V115H191ZM72 115V116H71ZM78 115H80V116H78ZM94 115V116H93ZM128 115V116H127ZM186 115V116H185ZM190 115V116H189ZM196 115H198V116H196ZM229 115V116H228ZM28 116H30V117H28ZM43 116V117H42ZM51 116V117H50ZM124 116V117H123ZM182 116V117H181ZM188 116V117H187ZM223 116V117H222ZM25 117V118H24ZM37 117H39V120L38 119H36ZM41 117V118H40ZM92 117V118H91ZM22 118V119H21ZM24 118V119H23ZM29 118H31V119H33V121L32 120H30ZM67 118L69 119V121L67 120ZM76 118V119H75ZM84 118V119H83ZM111 118V117H110ZM110 118H109V120H110ZM196 118V119H195ZM205 120H204V119ZM218 118V119H217ZM225 118V119H224ZM4 119H6V118H4ZM27 119V120H26ZM49 119V120H48ZM51 119H53V120H51ZM182 119V120H181ZM202 119V120H201ZM211 119V120H210ZM223 119V120H222ZM21 120L24 122V123H22L21 122ZM24 120H26V121H24ZM31 122H29V121ZM44 120H46V122L44 121ZM177 120V121H176ZM8 121V123H6ZM42 121V125L41 124H39L40 122ZM52 121V122H51ZM64 121V122H63ZM80 121H78L77 123L78 124H82ZM153 121H155V122H160V123H158L159 125H156V128L158 127V129H159V131L154 127V129L151 127V126H153V125H151L152 123H153ZM163 121V122H162ZM176 121V122H175ZM202 121H204L203 123H202ZM224 121V122H223ZM10 122L12 123V125H14V128L12 127V125L10 124ZM14 122L16 123V124H14ZM38 122V123H37ZM49 124H48V123ZM219 122H221V123H219ZM44 123H46V124H44ZM59 123H63V124H59ZM142 123V124H143ZM198 123H200L198 126H200V128H198V130H200L201 129V132L202 131H204V129H205V133H207V135H210L209 136V138H208V140L210 139H214L215 137V139L217 140H213V143L214 144H212L213 145V150L211 151L212 153L214 152V154H212V155H210V156H207L206 154H202V152L200 153V149H201V147L203 148V146L205 147V145H203V143L205 144H208L207 143V135H206V137H202V136H200L199 135V133H197V132H195L194 133V131H196V130H194V129H197V127L198 126H195V125H197ZM210 123V124H209ZM7 124H8V127H5V125L7 126ZM11 126H10V125ZM17 124H19V125H17ZM38 124L40 125V126H38ZM58 124V125H57ZM202 124V125H201ZM206 124V125H205ZM4 125V126H3ZM22 125V126H21ZM23 125L25 126V127H23ZM161 125V126H160ZM189 125H190V127H189ZM204 125V126H203ZM210 125V127H208ZM19 126V127H18ZM29 128H28V127ZM50 126V125H49ZM130 126V127H131ZM150 126V127H149ZM196 127V128H193V127ZM203 126V127H202ZM205 126H206V128H205ZM3 127H5V128H7L6 130H5V128H3ZM27 127V128H26ZM129 127V128H130ZM148 127V128H147ZM173 127V128H172ZM172 127H170L169 129H171V130H168V131H170V132H172V134L174 135L175 134V132H177L178 133V130L176 129V127L174 128V126H172ZM223 127V128H222ZM13 128V129H12ZM18 128H20V129H18ZM27 130H26V129ZM132 128V127H131ZM193 128V129H192ZM207 128H209L208 129V132H206V129ZM216 128V129H215ZM123 129H126V130H124L123 131ZM123 129H121V130H119L120 131V133L121 132H125V131H133L132 129H127V127L126 128H123ZM147 129V130H146ZM153 130V132H156V130H157V132L156 133H153L152 132V130ZM185 129V130H184ZM203 129V130H202ZM9 130H11L13 133H11V131L9 132ZM20 130V131H19ZM38 130V129H37ZM155 130V131H154ZM5 131V132H4ZM144 131V132H143ZM3 132H4V135H3ZM7 132L9 133V134H7ZM15 132H16V134H15ZM23 132V133H22ZM135 131H133L132 133H134ZM165 132V133H164ZM22 133V134H21ZM176 133V134H177ZM202 133H204V132H202ZM224 133V134H223ZM263 133V134H262ZM18 134V135H17ZM23 134H24V136H23ZM175 134V135H176ZM193 134H195V135H192ZM3 135V136H2ZM10 135V136H9ZM190 136V137H188V138H190V139H185V138H187L186 136ZM260 135H262V136H260ZM8 136V137H7ZM14 137L15 139H13L12 137ZM17 136H19V139H17L18 137ZM26 136H27V138H26ZM224 136V137H223ZM11 137V138H10ZM21 137H23V139L21 138ZM175 137V136H174ZM174 137L173 136H171V140L173 141V139H174ZM201 137V138H200ZM220 137H222V138H220ZM22 140H21V139ZM152 138V139H153ZM198 138H200V140L198 139ZM205 138H206V140H205ZM170 139L168 140V142H167V145H168V143H170L171 141H170ZM194 139H196V140H194ZM202 139H204L205 140V142H202V145L201 146H199L200 144H201V141H203ZM15 140H17V141H15ZM19 140V141H18ZM190 140V141H189ZM170 141V142H169ZM193 142V144H192V142ZM200 141V142H199ZM8 142V143H7ZM11 142V143H10ZM21 144V146L19 145V143ZM23 142V143H22ZM190 142V143H189ZM198 142V144H196ZM223 142V143H222ZM190 145H189V144ZM6 144L8 145V144H11L12 146H10L9 145V148L11 147L12 148V150H11V148L8 150L7 148H8V146H6ZM23 144V145H22ZM220 144V145H219ZM166 145V147L163 149V151H164V153H163V151H162V155L164 154V156H168V155H166V153H167V150L166 149H168V147H170L169 145L167 146ZM193 145V146H192ZM196 145V146H195ZM198 145V146H197ZM219 145V146H218ZM222 145V146H221ZM118 145H116V146H114L111 150L113 151V152H118V155L119 156H121L122 157V155L124 154V156L123 157H125L126 155V151L128 150L129 151V147L128 146H126V148L124 149H121L120 151H122L123 153H121V152H119V151H117V150H115V149H117L118 147H117ZM256 146H258V147H256ZM261 146V147H260ZM14 147V148H13ZM193 147V148H192ZM200 148L199 150L197 149H195V148ZM224 147H225V149H224ZM132 147H130V149H131ZM177 148V149H176ZM218 149V151L217 150H215V149ZM220 148V149H219ZM155 149V148H154ZM154 149H150L149 150V153H151V151L153 150V151H155ZM170 149V148H169ZM168 149V150H169ZM187 149V150H186ZM192 149H195V150H192ZM204 149V148H203ZM202 149V150H203ZM110 150V156H112V154H114V153H112V151ZM118 150H119V148H118ZM224 150V151H223ZM227 150V151H226ZM8 151H10V152H8ZM152 151V152H153ZM157 151V150H156ZM191 151V152H190ZM194 151V152H193ZM217 151V152H216ZM5 152V153H4ZM126 152V153H125ZM169 152V151H168ZM197 152H198V154L200 153V154H202V155H198L197 154ZM222 152V153H221ZM252 152H253V154H252ZM148 153V154H149ZM154 153V152H153ZM156 153V152H155ZM189 153H194L195 154V156H194V154H192V155H190L189 157L191 158V156H192V158H197L196 157V154L198 155V157L200 158H198V159H188L189 157H188V155H189ZM120 154H122V155H120ZM168 154V153H167ZM187 154V155H186ZM250 154V155H249ZM149 155H152V154H149ZM169 155H170V153H169ZM216 155V156H215ZM245 155H246V157H245ZM143 156H145V157H149L148 155H147V153L145 154V155H143ZM171 156V155H170ZM169 156V157H170ZM226 156V157H225ZM247 156H249V158H247ZM183 157V158H182ZM210 157H211V160H209L210 159ZM214 159H213V158ZM218 157V158H217ZM238 157H242L241 158V160H239L240 158H238ZM176 158V159H175ZM208 158V159H207ZM169 159V160H170ZM187 159V160H186ZM203 159H205V160H203ZM226 159V160H225ZM238 159V160H237ZM244 159V160H245ZM175 160V161H174ZM223 160V161H222ZM225 160V161H224ZM243 160V161H244ZM255 160V161H254ZM194 161H196V162H194ZM190 162V163H189ZM199 162V163H198ZM185 166H184V165ZM189 164V165H188ZM206 164H207V166H206ZM217 164V165H216ZM236 165H238V169L235 167ZM190 166V167H189ZM195 166V167H194ZM194 167V168H193ZM196 167H198V168H196ZM230 167H233V168H230ZM165 168V167H164ZM189 168V169H188ZM228 168H230V170L228 169ZM178 170V171H177ZM234 170V169H233ZM228 171H230V172H228ZM235 172H234V174H235ZM204 173H206L207 175H209V176H207L206 174H205V176H204ZM211 173V174H210ZM226 173V174H225ZM227 173H229L230 174V176L229 177H227V176H225V175H229V174H227ZM238 173V172H237ZM199 174V175H198ZM197 175H198V177H197ZM222 175L223 176H225V177H223L222 178ZM196 176V177H195ZM220 178L219 180H222V181H220V182H216V184H215V182L214 181H212V180H214V178ZM199 178V179H198ZM202 178V179H201ZM205 178V179H204ZM212 178V179H211ZM215 178V179H216ZM155 179V180H154ZM193 179V180H192ZM195 179V180H194ZM210 179H211V181H210ZM159 180V181H158ZM189 180V181H188ZM198 180V181H197ZM229 180H230V182H229ZM193 181V182H192ZM199 181H200V183H199ZM210 181V184L208 183ZM217 181V180H216ZM182 182H183V184H182ZM201 182H207V185H205L204 183H201ZM212 182V183H211ZM214 182V183H213ZM140 184V185H139ZM205 185L206 187H204V188H202L203 186L202 185ZM194 185V186H193ZM173 186H175V185H172V186H170V187H173ZM183 187V186H182ZM201 187V188H200ZM163 188V189H164ZM195 188H198V189H195ZM150 190V191H149ZM162 190V189H161ZM148 192H147V194H148ZM115 197H116V199H115ZM118 199H120V200H118ZM131 200V201H130ZM174 200V201H173ZM177 200H180V201H178V203H174V202H176ZM110 201H108V203L110 202ZM126 202V203H125ZM188 202V203H187ZM108 203L106 202L105 203V207L106 206H109V205H112V204H109L108 205ZM121 203V204H120ZM123 203H125V205H123ZM182 203V204H181ZM185 203V204H184ZM107 204V205H106ZM214 205V206H213ZM217 205V206H216ZM103 205H102V207H104ZM112 206V207H113ZM122 206H124V208H122ZM156 205H154V206H151V207H147L146 206V208H152L151 209V213H154L155 211H157V210H159L160 211V209H162L161 208V203L158 205V206H156ZM160 206V207H159ZM197 206V207H196ZM209 206V207H208ZM216 206V207H215ZM101 206H99V208H100ZM157 207H159V208H157ZM252 207V208H251ZM21 208V207H20ZM23 208V207H22ZM22 208L21 209H19V210H22ZM98 208V207H97ZM140 208V207H139ZM146 208L144 207V209L146 210ZM142 209V210H141ZM142 207L140 208V209H138V211H136V215L138 216V214L139 213H145L146 215H148L149 214V212H147V211H149V209L147 210V211H145ZM155 209H157V210H155ZM98 211L99 210H102V208L101 209H97ZM97 210H95V212L96 213H98L99 214V212H97ZM103 210H104V208H103ZM139 210H141V211H139ZM145 212H144V211ZM177 210V212H178V209H176ZM176 210H175V212H176ZM119 210H115L114 212L116 213V212H118ZM122 211V210H121ZM143 211V212H142ZM204 211V212H203ZM254 211V210H253ZM113 212V213H114ZM147 212V213H146ZM124 213H125V215H124ZM133 213H135V212H132V213H130L128 210H126V211H123V215H122V217L120 218V220H118V222H122V223H124V222H126V221H128L130 218H132L133 216H134V214ZM133 214V215H132ZM211 214H212V216H211ZM201 215V216H200ZM168 216V217H167ZM186 216V217H185ZM135 217V216H134ZM133 217V218H134ZM158 217L160 218V220L158 219ZM164 217V218H163ZM182 217V218H181ZM237 217V218H236ZM163 218V219H162ZM177 218V219H176ZM202 218V219H201ZM213 218V219H212ZM215 218V219H214ZM207 219V220H206ZM208 219H210V220H208ZM213 220V221H212ZM218 220H220V224H219V221ZM224 220V221H223ZM207 221H211L212 222V225L211 224H209V223H211V222H207ZM226 221V222H225ZM117 221H114V222H112V224H111V222H108L107 224H109L108 225V228L109 227H111V226H113V228H114V226H116V225H118L117 223H116ZM217 222V223H216ZM225 222V223H224ZM95 223V224H94ZM94 223H93V227L94 226H98L99 224H98V221H94ZM149 223H150V226H149ZM153 223V224H152ZM206 223H207V226H206ZM251 223V224H250ZM148 224V225H147ZM216 224H218L217 226H215ZM222 224V225H221ZM18 225V222H16V223H13V226L11 225V227H10V229L8 230L9 232H13V231H16V229H17V226ZM30 225V226H29ZM29 225H28V223H27V225L25 226V225H19V227L21 226V228H22V230L21 231H19V230H17V231H19V232H17L16 231V233H14L13 234V236H12V239H10V240H8V242L7 241H1L0 242V251L1 252H3V256L6 258V260H5V258L4 257H2V254H0V260H2L1 261V263H7L8 262V264H21V262H22V264H40L41 262L43 263V261L44 260H46V258H48L46 255H48L49 253V251L51 250L52 251V248L54 249L55 247L54 246H56L57 245V243L60 241V240H62L63 238H64V236L65 235H67V233H65V232H70V231H68L69 229H76V226H78L77 224H74V223H70V224H59L60 226L59 227H57L56 226V228L54 227H52V229L51 228H48L47 226H41V224H39L38 225V223L37 224H35V225H33L32 224V226H31V224L29 223ZM62 225H63V227H62ZM69 225H73V226H70V228H68L69 227ZM111 225V226H110ZM215 227H214V226ZM219 225H221L220 226V228H219ZM17 226V227H16ZM67 226V227H66ZM75 226V227H74ZM210 226H211V228H210ZM247 226H248V228H247ZM18 227V228H19ZM41 227V228H40ZM47 227V228H46ZM61 227V228H60ZM71 227H74V228H71ZM96 227H94V229H99V227L98 228H96ZM105 227L107 228V225L105 224ZM218 227V228H217ZM40 228V229H39ZM46 228V229H45ZM199 228V229H198ZM34 229V230H33ZM50 229V230H49ZM55 229V230H54ZM74 229V230H75ZM212 229V230H211ZM214 229V230H213ZM218 229V230H217ZM219 229H221V230H219ZM248 229V231H246ZM253 229V230H252ZM11 230V231H10ZM57 230V231H56ZM59 230V231H58ZM80 230H81V228H80ZM80 230H78V228H77V230L76 231H80ZM135 230V231H134ZM202 230V231H201ZM241 232H240V231ZM242 230H244V231H242ZM261 230V232H259ZM198 231V232H197ZM212 231V232H211ZM246 231V232H245ZM72 232V231H71ZM254 232V233H253ZM55 233V234H54ZM132 233V234H131ZM134 233V234H133ZM230 233V234H229ZM247 233V234H246ZM261 235H259V234ZM50 234V235H49ZM65 234V235H64ZM131 236H130V235ZM240 234H244L243 236L244 237H242ZM253 234V235H252ZM22 237H21V236ZM25 235V236H24ZM47 235V236H46ZM48 235H49V237H48ZM54 235V236H53ZM201 235H199L200 237H203V236H201ZM256 237H255V236ZM259 237H258V236ZM24 236V237H23ZM29 236H30V238H29ZM50 236H51V238H50ZM248 238H247V237ZM254 236V237H253ZM18 237L19 238H22V239H19V241H18ZM47 237V238H46ZM261 237V238H260ZM17 238V239H16ZM252 238H253V240H252ZM257 238V239H256ZM27 239H28V241H27ZM48 239H50V240H48ZM53 239V240H52ZM59 239V240H58ZM126 239V238H125ZM248 239H250V240H248ZM15 240V241H14ZM26 240V241H25ZM48 240V241H47ZM52 240V241H51ZM55 240H57V241H55ZM252 240V241H251ZM257 240V241H256ZM259 240V241H258ZM25 241V242H24ZM50 241V242H49ZM120 241V240H119ZM11 242V243H10ZM19 242V244H16V243H18ZM48 242H49V244H48ZM57 242V243H56ZM238 242H239V244H238ZM254 244H253V243ZM8 243L9 244H13L14 243V245L15 246H13V247H11L10 248V251H9V245H8ZM45 243H46V245H45ZM52 243H55L54 245L52 244ZM259 243V244H258ZM48 245V247H46ZM102 245V246H101ZM15 247V248H14ZM18 247V248H17ZM259 247V248H258ZM8 248V249H7ZM50 248V249H49ZM106 248H108V247H106ZM4 249H7V250H5V251H3ZM21 249H23V250H21ZM112 249H114V248H112V246H111V248L109 247V250H107V251H105V252H109L110 250H112ZM264 249V248H263ZM261 250L262 252H263V254H264V250ZM258 250H256V251H258ZM7 251V252H6ZM17 251V252H16ZM93 252H94V250H92ZM91 251V252H92ZM15 252V253H14ZM105 252H102V255H100V253L98 254L99 255V257L101 258L103 255H104V253ZM197 252V251H196ZM232 252V251H231ZM261 252V253H262ZM46 253V254H45ZM48 253V254H47ZM198 253V252H197ZM244 253V252H243ZM259 253V254H258ZM258 253H255L254 254V256H248L247 255V252H245L244 253V255H243V257L245 256L246 258H244V259H246V260H248V262H246V263H249L250 262V259H251V262L252 263H255V262H257L258 264H259V262H258V259L260 258V257H262L263 256V254H261L260 253V251H258ZM248 254H249V252H248ZM258 254V255H257ZM8 255V256H7ZM44 255V256H43ZM233 255H235V256H237V253L235 254L234 252H233ZM232 255V256H233ZM85 255H81V256H78V257H74V258H71V259H69V260H67L64 264H75V263H79L80 262V260H86V256L84 257ZM93 256V255H92ZM182 256V255H181ZM235 256H233L232 257V259H235ZM248 256V257H247ZM260 256V257H259ZM179 256H175V257H172V258H178ZM254 257V258H253ZM4 258V259H3ZM11 258H13V259H11ZM34 258V259H33ZM258 258V259H257ZM263 258V257H262ZM9 259V260H8ZM28 259V260H27ZM40 259V260H39ZM88 259V258H87ZM37 260V261H36ZM73 260V261H72ZM96 260V259H95ZM254 260V261H253ZM260 260V259H259ZM4 261V262H3ZM6 261V262H5ZM11 261V262H10ZM31 262V263H30ZM38 262V263H37ZM68 262V263H67ZM252 263H250V264H252Z\"/></svg>", "mask_w": 264, "mask_h": 264}, {"label": "built area", "instance_id": "2783aa9c", "mask_svg": "<svg viewBox=\"0 0 264 264\" xmlns=\"http://www.w3.org/2000/svg\"><path fill=\"white\" fill-rule=\"evenodd\" d=\"M245 192L250 201L264 202V177H248ZM177 238V230L172 225L153 227L146 232H138L126 243H122L93 264H152L156 253L171 249Z\"/></svg>", "mask_w": 264, "mask_h": 264}]
</instances>
